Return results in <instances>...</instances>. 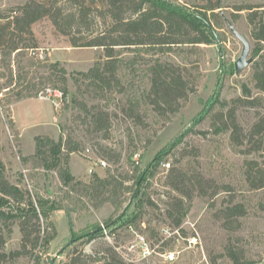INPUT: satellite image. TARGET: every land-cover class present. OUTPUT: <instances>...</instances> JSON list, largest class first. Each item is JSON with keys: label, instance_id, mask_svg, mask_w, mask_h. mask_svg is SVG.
<instances>
[{"label": "trees", "instance_id": "1", "mask_svg": "<svg viewBox=\"0 0 264 264\" xmlns=\"http://www.w3.org/2000/svg\"><path fill=\"white\" fill-rule=\"evenodd\" d=\"M61 1L55 0L47 5L38 0H29L11 10L10 14L0 13V18L6 21L5 24H0V79L7 80L9 92L15 84L13 63L21 67V73L28 68L36 69L37 73L39 69H46L48 75L41 82H51L58 86L61 84L67 108L69 99L66 68L59 63L34 62L31 58L27 65L22 66L23 62H19V59L26 57L24 50L37 48L30 45L35 38L33 26L45 18H49L56 29L65 35L72 32L84 34L86 31L87 38H71L72 46L96 48L101 53L93 68L82 73L81 80L76 79L77 91L92 93L97 97H105L111 92L124 94L127 101L124 115L136 127H146L149 121H170L180 112L183 102L197 91L202 80L203 75L198 71L201 47L221 43L218 30L226 27L222 12L218 11L223 9L222 0H209L206 6L193 8L167 0H98L99 5L95 9L98 16L110 20L105 22L101 32L95 34L93 9L90 6H86L83 0H65L75 4L72 5L74 10L65 11ZM261 7L263 6L242 4L235 7L236 13L233 14L234 21H237L240 12L248 13L247 20L252 26V36L256 41L254 54L258 60L252 67L250 82L241 85L242 96L231 100L214 99L204 116L209 119L213 135L229 133L230 145L235 153L258 156V159L245 161L239 189L229 182L218 186L213 193V196H217L225 192L229 196L221 208L225 219L224 227L228 230H232L234 220L248 216L247 204L239 201L238 195L241 192L264 191V113L257 112L258 120L248 130L238 120V110L242 107L264 109V13L260 15V10H257ZM126 51L131 52L132 56H127ZM169 56L180 57L181 62L177 63ZM24 78L25 84L16 86V92L7 96L5 104L9 107L23 99L38 98L37 84L32 83L35 78L29 79L27 75ZM71 103L85 112L84 118L78 117L75 120L82 119L94 132L103 133V139L110 138L112 114L109 111L89 107L80 101L78 95L73 97ZM10 123L14 126L13 118ZM15 139L20 142L18 132ZM101 149L103 153L112 152V149ZM2 150L0 142V256L4 261L35 257V264H40L39 254L36 255L35 250L43 248L54 239L55 230L51 218L55 211L63 210L69 220L73 214L89 209L99 210L107 204L121 212L125 204L130 202L132 196L129 198L128 195L133 194L145 170L149 168L141 185L156 176L162 163L156 159L142 171L144 154L136 148L129 156V163L134 166L131 175L130 172L119 173V169L109 168L104 176L94 173L89 179L78 178L72 174L70 164L73 154L81 152L82 144L72 136L58 141L49 135L36 136L34 153L28 156L20 153V160L28 169L29 179L32 181L42 178L45 172L55 174L61 194L51 200L44 196L34 198L28 189L9 180L6 165L1 159ZM136 155H139L138 160H135ZM197 156L198 154H194V157ZM109 158L114 163H119L121 155L113 154ZM20 181H24L22 174ZM131 181H134L133 184H128ZM166 181V185L176 194L171 199L166 214L176 228H181L190 212L195 194L206 197V185L213 180L206 181L195 168L180 163L171 166ZM140 192L145 196L142 190ZM137 194L133 200L137 198ZM132 201L120 216L121 219L127 216ZM145 201L147 205L153 204L149 196H146ZM260 206L264 209V205ZM141 219L139 212L126 225L137 223ZM16 225L23 235L21 247L6 253L4 249L7 240L4 232L11 235ZM70 225L72 226V222ZM101 231L104 230L91 234L89 241L99 238ZM224 257L232 264L261 263L249 257L243 249L235 248L231 242L225 247ZM93 262L133 264L123 260L112 248L107 251V256L98 259L78 252L69 264Z\"/></svg>", "mask_w": 264, "mask_h": 264}, {"label": "rangeland", "instance_id": "2", "mask_svg": "<svg viewBox=\"0 0 264 264\" xmlns=\"http://www.w3.org/2000/svg\"><path fill=\"white\" fill-rule=\"evenodd\" d=\"M28 1L0 0V13L10 14L11 10ZM38 1L49 5L55 0ZM167 1L185 4L189 8L206 6L209 2V0ZM83 3L93 9V31L95 34L101 32L105 22L110 19L98 16L95 10L99 5L98 0H83ZM60 4L65 11L75 9L73 7L75 4L69 1L62 0ZM242 4L263 6L257 9L262 15L264 0H222L223 12L237 30L250 41V56L256 61L258 60L254 54L256 41L252 36V26L247 20L248 13L240 12L239 19L237 21L233 19L235 7ZM5 23L6 21L0 18V24ZM33 32L35 38L30 45L49 50L51 56L46 62L38 61L29 56L28 48L24 50L26 57L19 59V62H23L22 66H25L31 58L34 62L59 63L65 67L68 73L66 87L69 105L66 108L63 104L56 110L51 101L25 100L14 105L12 114V105L10 107L6 105L5 100L8 95L16 92V86L25 84L26 75L29 79L35 78L32 83L37 84L38 91L46 84L60 90L62 85L42 83L41 81H45L48 75L46 69H39L37 73L36 69L28 68L21 73V67L14 63L15 84L11 91L8 92L7 80L0 79V142L3 148L1 159L6 165L9 180L21 188L28 189L34 198L44 196L45 199L54 200L61 194L54 173L45 172L42 178L32 181L29 179L28 169L21 163L20 153L25 156L33 154L35 137L41 135H49L57 141L72 136L82 144L81 152L73 154L70 164L72 174L78 178L89 179L94 173L104 176L109 168L119 169V173L130 172L131 175L134 166L130 165L129 156L136 148L144 154L142 171L156 159L162 162L156 176L141 185L137 198L132 201L126 213L127 216L122 219L120 216L130 205L131 199L121 212L107 204L99 210L89 209L73 214L69 220L63 210L55 211L51 218L55 230L54 239L43 248L35 250V254H39L40 264H69L78 252L94 259L103 258L107 256L110 248L123 260L133 264H232L224 257L225 247L229 242L235 248L243 249L256 262L261 261L260 264H264V209L260 206L264 205V191L244 194L241 192L240 196L238 195V200L247 204L248 216L234 220L232 230L224 227L225 219L221 213V208L229 196L225 192L213 196L216 188L225 183L231 182L239 189L245 161L258 159V156L235 153L230 145L229 133L213 135L209 119L204 118L214 99L231 100L242 96L241 85L250 82L253 72L255 62L240 74L236 73L235 62L242 53L243 45L227 25L224 29L218 30L221 43L201 47L202 56L199 58L198 71L203 76L197 91L190 94L187 101L183 102L180 112L170 121H149L146 127H136L125 117L127 101L124 94L111 92L107 93V96L104 95L105 97H101L103 95L97 97L92 93L77 91L76 79L81 80V74L93 68L101 53V50L96 48L72 46L71 38H87L86 31L84 34L72 32L65 35L56 29L49 18H45L33 26ZM125 54L132 56L129 51ZM170 58L177 63L181 62L180 57ZM75 95L89 107L95 106L112 114L109 139H103V133L94 132L93 128L82 122V119L75 120L85 116L81 107L71 103ZM257 112L264 113V109L242 107L238 110V120L245 130L258 120ZM13 115L17 120V127L10 123ZM16 132L20 136L19 143L15 139ZM101 147L112 149V152L103 153ZM113 154L121 155L119 163L110 160L109 157ZM194 154L198 156L194 157ZM99 160H105L108 167L99 168L97 166ZM164 163H170L172 167L180 163L192 166L206 181L213 180L206 185V197L195 194L190 212L181 228H176L166 214L168 205L176 194L166 185L171 167L167 169L163 166ZM91 168L94 169L93 174L90 173ZM21 174L24 176L23 182L20 181ZM133 182L128 184L132 185ZM141 190L145 196L141 194ZM131 196L132 194L128 195L129 198ZM146 196L151 198L152 205L146 204ZM139 212L142 215L141 221L126 225ZM100 230H104L101 231V236L89 241V236ZM4 236L7 240L4 252L11 253L20 249L23 235L18 225L13 228L11 235L4 232ZM142 239L149 243L148 255L144 254L142 249ZM171 253L176 254L174 261L169 260L168 256ZM35 261V257L4 261L0 256V264H35Z\"/></svg>", "mask_w": 264, "mask_h": 264}, {"label": "built area", "instance_id": "3", "mask_svg": "<svg viewBox=\"0 0 264 264\" xmlns=\"http://www.w3.org/2000/svg\"><path fill=\"white\" fill-rule=\"evenodd\" d=\"M29 56L38 61L46 62L48 58L51 56V52L43 48H30ZM38 99L43 100V101H51L52 104L55 106V109L59 110L64 104L65 96H64V93L60 89L52 86L51 84H46L41 90H39ZM138 159H139V155H136L135 160H138ZM98 163L99 164H97V166L99 168L106 169L108 167V164L105 160H99ZM163 166L166 167L167 169H170L171 164L164 163ZM90 173L92 174L94 173L93 168L90 169ZM142 241H143L142 249L144 251V254L148 255L149 243L146 242L144 239H142ZM168 257L170 261H174L176 258V254L171 253L169 254Z\"/></svg>", "mask_w": 264, "mask_h": 264}, {"label": "water", "instance_id": "4", "mask_svg": "<svg viewBox=\"0 0 264 264\" xmlns=\"http://www.w3.org/2000/svg\"><path fill=\"white\" fill-rule=\"evenodd\" d=\"M220 11L222 12V15H223V18H224V20L226 22L227 27L230 29V31L233 33V35L243 45L242 53H241L239 59L235 62L236 73L240 74L242 71H244L245 69L250 67L255 62V58L250 56V54H251V44H250V41L237 30L235 25L231 22V20H229V18L225 15V13L221 9H220ZM148 170H149V168H147L145 170L144 174L142 175V177L138 181V183H137V185L135 187V190H134V192L132 194L131 201L133 200V198L136 196L138 190L140 189L141 184L143 182V179L145 178Z\"/></svg>", "mask_w": 264, "mask_h": 264}, {"label": "crops", "instance_id": "5", "mask_svg": "<svg viewBox=\"0 0 264 264\" xmlns=\"http://www.w3.org/2000/svg\"><path fill=\"white\" fill-rule=\"evenodd\" d=\"M32 99H38V98H31V99H23V100H21V101H18V102H15V103H13L12 104V114H13V107H14V105L15 104H17V103H20V102H22V101H25V100H32ZM38 100H40V99H38ZM13 120H14V122H15V125H16V127H17V120H16V118L14 117V115H13ZM17 129H19V128H17ZM20 130V129H19ZM21 131V130H20Z\"/></svg>", "mask_w": 264, "mask_h": 264}]
</instances>
